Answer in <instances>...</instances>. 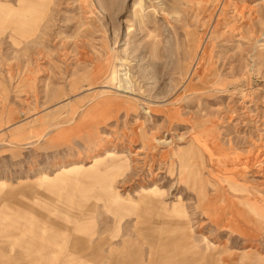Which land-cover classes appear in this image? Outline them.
<instances>
[{"label": "rangeland", "instance_id": "1", "mask_svg": "<svg viewBox=\"0 0 264 264\" xmlns=\"http://www.w3.org/2000/svg\"><path fill=\"white\" fill-rule=\"evenodd\" d=\"M118 252L264 264V0H0V264Z\"/></svg>", "mask_w": 264, "mask_h": 264}, {"label": "crops", "instance_id": "2", "mask_svg": "<svg viewBox=\"0 0 264 264\" xmlns=\"http://www.w3.org/2000/svg\"><path fill=\"white\" fill-rule=\"evenodd\" d=\"M182 218V217H181ZM183 224H185V223H183ZM185 225H184V227H183V232H181L180 234L182 235V238H180V237H178V238H175V237H171V238H162V239H160V240H158V241H155V243H154V239H150V241H149V243H151V244H153V245H157V246H164V245H166V244H179V245H182L183 243H184V241H187V238H189V233L188 232H186L185 231ZM143 235V237L145 238V240H147V237L144 235V234H142ZM127 246H128V244H127ZM126 246V247H127ZM129 247V246H128ZM88 248H90L89 246H88ZM192 250H193V248H192ZM187 253H189V252H186V254ZM115 255H117V257H116V259H114V258H111V260L113 261V263L112 264H120L119 263V261H118V259L120 258L121 259V257L122 256H124L123 255V253L122 252H118V253H116ZM191 255V254H190ZM248 255V254H247ZM119 257V258H118ZM247 257H249V256H247ZM247 257H246V255H243V259H247ZM190 261H193V258L192 259H189V262ZM117 262V263H116ZM183 263V261H181V262H178L177 264H182ZM221 263V262H220ZM133 264V263H132Z\"/></svg>", "mask_w": 264, "mask_h": 264}, {"label": "bare ground", "instance_id": "3", "mask_svg": "<svg viewBox=\"0 0 264 264\" xmlns=\"http://www.w3.org/2000/svg\"><path fill=\"white\" fill-rule=\"evenodd\" d=\"M63 172V171H62ZM177 206V205H176ZM176 206H175V208H174V210L173 211H175L176 212ZM248 255H246V257H247Z\"/></svg>", "mask_w": 264, "mask_h": 264}]
</instances>
